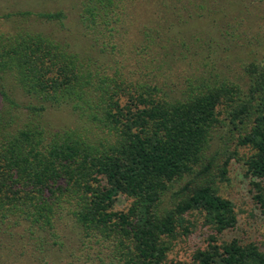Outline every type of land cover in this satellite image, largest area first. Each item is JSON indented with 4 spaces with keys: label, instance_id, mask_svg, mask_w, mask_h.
<instances>
[{
    "label": "trees",
    "instance_id": "obj_1",
    "mask_svg": "<svg viewBox=\"0 0 264 264\" xmlns=\"http://www.w3.org/2000/svg\"><path fill=\"white\" fill-rule=\"evenodd\" d=\"M77 1V20L102 62L32 25L62 24L61 9L0 15L10 23L0 31V222L42 245L68 215L80 245L92 249L90 264H165L200 218L208 232L189 264H264L253 241L221 237L236 213L218 192L210 154L213 136L225 132L249 150L239 159L255 179L251 197L264 228V54L243 66V84L216 72L184 75L176 88L161 27L141 23L138 45L126 48L136 0ZM146 1L162 19L190 0ZM123 49L135 62L126 70L116 65ZM8 80L30 100L16 102ZM47 107H66L78 125L46 124ZM235 152L216 165L221 179ZM121 195L129 203L114 209Z\"/></svg>",
    "mask_w": 264,
    "mask_h": 264
},
{
    "label": "rangeland",
    "instance_id": "obj_2",
    "mask_svg": "<svg viewBox=\"0 0 264 264\" xmlns=\"http://www.w3.org/2000/svg\"><path fill=\"white\" fill-rule=\"evenodd\" d=\"M146 4V5H145ZM132 24L126 37L127 49L138 45L136 30L141 23L151 22L166 32L162 42L172 53L168 75L180 88L184 75L208 76L212 73L224 74L231 80L243 84V66L257 61L264 54V0H190L187 10L178 8L177 14L160 17L156 10L149 9L146 0L133 2ZM19 9L53 10L61 9L65 15L62 24L32 23L41 31L48 32L66 43L80 56H87L95 63L102 62L105 55L99 53L82 32L77 20V0H0V15ZM181 13V16H179ZM10 28V23L0 17V31ZM116 57L117 66L126 70L135 64L129 53ZM106 61L109 58L106 56ZM106 62V63H107ZM130 67V66H129ZM138 68V62L136 63ZM10 96L23 104L30 99L11 80L6 82ZM173 86V85H172ZM46 124L57 128L78 125L75 115L66 107H47L41 114ZM220 134V132H218ZM213 136L210 154L216 151L212 175L222 196L230 199L236 213V223L232 229L224 231L222 238L235 237L241 242L253 241L264 251V228L258 205L254 202L250 181L239 156L249 153L247 148L234 145L228 133ZM226 166L225 179L218 175L216 165L224 157L230 156ZM129 199L118 196L113 208L124 209ZM48 241L42 245L33 244L25 238L19 226H6L0 222V264H90L94 256L92 249L80 245L79 228L68 215H63L55 223ZM208 232L206 225L197 218L194 228L186 236L175 240L166 254L165 264L182 261L190 263L191 252L201 248ZM88 252L90 257L88 258ZM94 264V263H93Z\"/></svg>",
    "mask_w": 264,
    "mask_h": 264
}]
</instances>
